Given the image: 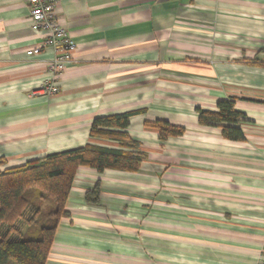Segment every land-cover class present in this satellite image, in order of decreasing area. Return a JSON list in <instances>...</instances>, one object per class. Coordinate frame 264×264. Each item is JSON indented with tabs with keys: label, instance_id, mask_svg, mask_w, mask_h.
Instances as JSON below:
<instances>
[{
	"label": "crops",
	"instance_id": "obj_1",
	"mask_svg": "<svg viewBox=\"0 0 264 264\" xmlns=\"http://www.w3.org/2000/svg\"><path fill=\"white\" fill-rule=\"evenodd\" d=\"M26 0H0V170L87 145L96 118L135 113L131 173L79 168L47 264H260L264 259V0H59L78 48L53 79ZM235 101L244 139L200 124ZM165 121L185 129L161 140ZM99 187L97 203L87 194Z\"/></svg>",
	"mask_w": 264,
	"mask_h": 264
},
{
	"label": "trees",
	"instance_id": "obj_2",
	"mask_svg": "<svg viewBox=\"0 0 264 264\" xmlns=\"http://www.w3.org/2000/svg\"><path fill=\"white\" fill-rule=\"evenodd\" d=\"M201 125L219 127L232 141L244 139L238 123L244 115L236 111L235 101L218 103V111L198 109ZM135 113L96 118L91 137L118 142L119 149L97 145L53 154L24 166L0 170V264H47L56 230L61 219L69 217L67 200L79 168L137 172L144 160L139 142L127 129ZM150 126L159 129L161 140L185 133L182 127L157 121ZM4 160L0 159V166ZM52 205L46 210L32 202L30 195ZM99 187L87 194L91 204L98 201Z\"/></svg>",
	"mask_w": 264,
	"mask_h": 264
},
{
	"label": "built area",
	"instance_id": "obj_3",
	"mask_svg": "<svg viewBox=\"0 0 264 264\" xmlns=\"http://www.w3.org/2000/svg\"><path fill=\"white\" fill-rule=\"evenodd\" d=\"M29 7L31 28L47 33L44 42L27 51L28 57L39 56L45 49H52L54 59L49 64V73L53 79L39 89L41 95L55 96L60 92L56 77L62 75L72 62L77 51V44L70 37L66 26L58 14L59 0H26ZM260 264H264V259Z\"/></svg>",
	"mask_w": 264,
	"mask_h": 264
},
{
	"label": "rangeland",
	"instance_id": "obj_4",
	"mask_svg": "<svg viewBox=\"0 0 264 264\" xmlns=\"http://www.w3.org/2000/svg\"><path fill=\"white\" fill-rule=\"evenodd\" d=\"M32 193L33 194L30 195V198L32 199V202L36 203L40 208L46 210L47 208H49V206L52 205V202L50 200H46V201L42 200L39 197L38 192L33 191Z\"/></svg>",
	"mask_w": 264,
	"mask_h": 264
}]
</instances>
